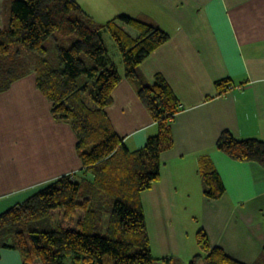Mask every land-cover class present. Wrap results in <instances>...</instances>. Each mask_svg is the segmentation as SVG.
Returning <instances> with one entry per match:
<instances>
[{
	"label": "crops",
	"instance_id": "1",
	"mask_svg": "<svg viewBox=\"0 0 264 264\" xmlns=\"http://www.w3.org/2000/svg\"><path fill=\"white\" fill-rule=\"evenodd\" d=\"M76 1L99 22L126 14L169 34L139 65L149 83L162 74L183 108L172 121L174 144L161 154L160 177L140 194L155 260L170 257L160 249L161 240L168 239L180 254L190 253L182 204L198 187L202 229L210 245L257 264L264 246V167L231 158L216 142L223 130L238 139H264V0ZM117 58L123 74L120 52ZM223 78L232 86L219 93L216 82ZM112 97L106 112L113 128L130 150L142 147L157 127L135 84L123 76ZM76 141L71 126L53 117L34 71L1 92L0 213L61 175L80 174ZM205 161L225 186L219 198L203 192ZM0 264H22L21 256L3 248Z\"/></svg>",
	"mask_w": 264,
	"mask_h": 264
},
{
	"label": "trees",
	"instance_id": "2",
	"mask_svg": "<svg viewBox=\"0 0 264 264\" xmlns=\"http://www.w3.org/2000/svg\"><path fill=\"white\" fill-rule=\"evenodd\" d=\"M105 31L121 53L123 74L109 55ZM55 32L59 37L52 61L45 42ZM168 39L161 27L126 14L99 22L76 0H9V20L0 27V93L34 71L53 117L68 123L77 137L82 172L61 175L1 212L0 252L17 250L22 264H104L105 255L113 264L154 263L140 194L159 179L161 154L174 144L172 121L183 108L162 74L149 83L139 65ZM123 76L135 84L157 127L135 150L125 145L106 112ZM216 86L224 93L232 85L223 78ZM216 147L235 160L264 167V139H238L223 130ZM201 165L204 194L221 197L225 186L220 176L208 162ZM55 210L66 219L81 211L80 229L50 227ZM196 239L201 252L190 264L201 259L205 264H246L211 246L202 228ZM257 264H264V246Z\"/></svg>",
	"mask_w": 264,
	"mask_h": 264
},
{
	"label": "rangeland",
	"instance_id": "3",
	"mask_svg": "<svg viewBox=\"0 0 264 264\" xmlns=\"http://www.w3.org/2000/svg\"><path fill=\"white\" fill-rule=\"evenodd\" d=\"M9 20V0H0V27H4L7 25ZM130 27V26H129ZM133 30V33L136 32V30L132 27H130ZM59 37V33L55 32L53 36H51L46 42L45 46L48 49L47 57L54 61L56 60V38ZM104 41L107 45L109 55L111 56V59L114 61L118 69L121 71V64L117 58V54L119 51L116 50V44L111 36V34L108 31L104 32ZM65 44L68 45L69 41H65ZM118 52V53H117ZM32 56V55H31ZM29 57L30 60H32V57ZM201 168L203 170V167L201 165ZM193 186V185H192ZM190 197L183 199L182 204V216H181V222H182V228H183V234L186 236V241L190 246V253L188 251L187 255L180 254L175 251V246L172 242H170L168 239L161 240L159 243L160 249L162 251H167L169 259L163 260H155L153 264H190L193 260L194 256L198 253H200L199 246L197 244L196 239V233L197 231L202 228V217L200 214V204H199V195L200 190L192 187L189 191ZM81 216V211H76L74 215H72L70 218L66 219L60 210L52 211V214L50 215V218L48 220V224L50 227H56L57 225H62L67 229H75L78 230L80 227L78 226V220ZM104 226L101 227V231H103ZM154 253H159L156 250H154ZM104 264H113V261L109 255L104 256ZM197 264H205L204 261L201 259L197 262Z\"/></svg>",
	"mask_w": 264,
	"mask_h": 264
}]
</instances>
